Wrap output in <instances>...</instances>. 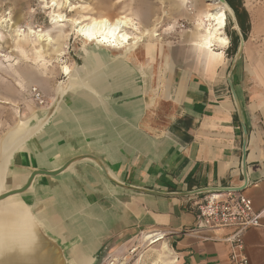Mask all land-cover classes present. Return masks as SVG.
<instances>
[{
    "label": "crops",
    "instance_id": "crops-1",
    "mask_svg": "<svg viewBox=\"0 0 264 264\" xmlns=\"http://www.w3.org/2000/svg\"><path fill=\"white\" fill-rule=\"evenodd\" d=\"M194 1L195 9L203 5L192 19L197 20L206 3ZM239 2L244 46L231 73L237 47L229 39L226 46L215 43L212 51L197 47L203 42L202 28L180 32L167 45L148 39L130 60L143 78L140 119L133 122L131 115L116 110V130L101 120L94 123L95 130L64 138L54 153L57 163L78 153L91 154L121 182L160 192L242 187L243 130L237 102L247 132L248 182L241 193L251 200L255 212H262L264 0ZM123 119L131 121L130 129L123 130L128 125L119 122ZM88 138L96 141L91 149L63 157L70 142ZM76 172V177L56 179L52 184L60 199L98 227L105 258L112 256L116 264H229L230 244L225 239L234 229L196 231V203L202 195L160 197L130 192L113 186L90 165H80ZM156 233L165 236L150 245ZM243 242L248 264H264V211L260 225L244 232ZM128 250L139 253L129 263Z\"/></svg>",
    "mask_w": 264,
    "mask_h": 264
},
{
    "label": "water",
    "instance_id": "water-1",
    "mask_svg": "<svg viewBox=\"0 0 264 264\" xmlns=\"http://www.w3.org/2000/svg\"><path fill=\"white\" fill-rule=\"evenodd\" d=\"M218 1L226 7V15L230 18L238 40L230 68L231 73L241 57L244 37L233 8L226 0ZM101 51L105 53L103 58L98 65L92 64L90 70L99 68L103 74L108 75L111 69L116 68V63L121 62L131 75L124 81L125 87L108 91L105 87H98L101 81L84 88L67 82L66 88L59 90V94L56 95L58 97L47 109L30 114L23 119V125L16 128V123L0 138V208L21 222H27L28 217L31 222L29 225L32 227H27V230L33 232V236L26 232L28 237L24 235L12 239L3 238L2 235L5 233L2 234L0 231V264H21L27 261L26 254H31L25 248L27 244L36 247L40 257L37 264L101 263L106 247L98 227L60 199L57 189L52 184L56 179L76 177V167L80 165L94 167L109 183L119 189L160 197L241 193L247 186L245 173L247 132L237 102L238 117L243 130L242 174L245 181L242 187H208L189 192H160L121 182L101 159L91 154L78 153L62 163H57L54 153L63 143V139L68 136L84 135L86 129H91L95 122H100L93 118L100 112L105 117L116 119V110H120L125 115H131L134 118L133 122H137L143 113V81L139 71L125 59H120L119 54L112 56L106 50ZM84 73L80 70L79 74L72 75L82 77ZM105 83L110 84L109 86L113 84L111 78H107ZM83 93L87 99H83L85 98ZM233 95L236 101L234 92ZM78 102L83 105V109L81 107L78 108L80 110L76 109ZM84 117L92 118L85 121ZM119 122L132 124L130 120L125 119ZM15 243H21L20 247ZM31 255L33 256V253ZM22 256L25 258L22 259Z\"/></svg>",
    "mask_w": 264,
    "mask_h": 264
},
{
    "label": "rangeland",
    "instance_id": "rangeland-1",
    "mask_svg": "<svg viewBox=\"0 0 264 264\" xmlns=\"http://www.w3.org/2000/svg\"><path fill=\"white\" fill-rule=\"evenodd\" d=\"M56 2L60 6L46 9L42 0H0V136L19 119L51 105L55 91L67 81L63 67L72 70L83 64L84 49L88 48L86 43L92 42L85 43L74 33L70 22L52 25L53 16L57 21L60 18L56 17L60 15L70 20L85 14H102L108 18L126 15L140 27L157 25L162 39L145 37L142 43L133 49V54L148 39L167 45L174 41L180 32L198 28L195 24L197 20L192 19L196 18L197 11L203 7L201 4L197 9L191 7L196 4L194 0H189V4H183L182 0H69L71 7H68V3L64 4L65 0ZM226 17L224 33L231 43L236 35L230 18L227 15ZM155 18H160L158 23H153ZM30 29L39 30L41 34L49 33L51 41H43L42 51L30 50L29 46L16 44L24 39L36 38L34 35L29 36ZM148 47L146 46V49ZM108 52L112 56L119 54L118 51ZM132 59L133 56L130 55L125 60L134 66L130 62ZM28 75L35 76L37 81H29L26 78ZM33 87L40 94L43 104L35 101L30 90ZM138 255L139 253L132 250L125 253V256L130 257L128 263ZM109 263L116 264L112 256H103L100 264Z\"/></svg>",
    "mask_w": 264,
    "mask_h": 264
},
{
    "label": "bare ground",
    "instance_id": "bare-ground-1",
    "mask_svg": "<svg viewBox=\"0 0 264 264\" xmlns=\"http://www.w3.org/2000/svg\"><path fill=\"white\" fill-rule=\"evenodd\" d=\"M45 2L46 9H54L57 6H60L56 0H42ZM69 0H65V3H68V7L70 6ZM206 3V9L204 10V13L202 16L197 19L196 21V27L202 28L204 35H203V42H199L197 47L200 49H204L207 51H212V47L216 46H226L228 44V38L226 37L224 33V29L226 26V7L222 5L218 0H204ZM188 0V4H189ZM191 7L194 8L193 4ZM195 9V8H194ZM204 9V8H203ZM192 10H189L191 12ZM54 12V11H53ZM52 12V13H53ZM56 18H60L57 21H55L54 16L53 19H51L52 25L58 24L60 22H70V24L73 27L74 33H76L78 36H80L84 42H92V43H86L88 48L84 49V56H83V64L80 67H74L69 69L68 67H63V73L68 76L67 81L64 86L59 87L55 91L54 99H56V95H58L60 89L66 88V84L71 85H79L80 87L84 86H92V83H95L97 81H101L100 87H105V89H108V91H113L117 87H125L126 81L125 79H128L131 77L129 75V70L125 68V66L121 62L116 63V68L114 70H110L108 75L103 74L102 71L99 70V68H92L90 70V67L92 64L98 65L100 62V59L103 58V55L105 54L101 50H108V51H118L119 52V58L120 59H126L127 56L130 57L131 52L133 49L140 43H142L143 39L147 36L155 37L158 40H161L160 34L158 32L157 25L149 24V26L146 27H140L131 17H128L126 15H120L115 18H108L107 16H103L102 14L92 16L90 14H85L84 16H80V18H74V19H68L66 16H58ZM58 26L55 27L57 29ZM29 31V36L34 35L36 38L34 40L24 39L20 42H17V45L23 44L24 46H29V49L34 51H42L43 48V41L50 42V35L49 33H42L41 31H32L31 29ZM59 33V31H58ZM41 42V44H40ZM198 42V41H197ZM22 46V45H21ZM150 46V45H149ZM153 48V47H152ZM148 51V48H147ZM105 57V56H104ZM82 70L85 72L82 74L83 76H76L72 75L73 73L79 74V71ZM90 70V71H89ZM138 71V70H137ZM140 73V72H139ZM141 75V74H140ZM74 77V78H73ZM142 77V76H141ZM29 81H34L37 78L32 75H28L26 77ZM107 78H111V82L113 83L112 86H109L110 84H106L105 80ZM70 80V82H69ZM37 81V80H36ZM104 81V82H103ZM103 82V83H102ZM110 87V88H107ZM33 93V90H36L33 88L30 89ZM58 93V94H57ZM63 95V93H62ZM84 95L83 99H87L86 94ZM78 106H76V109L81 107L83 109V105L78 102ZM47 109V108H45ZM80 110V109H78ZM83 112V111H81ZM86 113V112H85ZM101 116V118H100ZM92 117H88L84 120L88 121ZM95 120H103L110 123L111 128L113 127L114 130H116V119L112 117H105L102 115H95L93 117ZM23 119H19L16 128H19V125H23ZM92 127V126H91ZM129 125H124L123 130L130 129ZM96 126L90 130H95ZM99 128V127H98ZM15 129V128H14ZM89 129H86L87 131ZM77 132V131H75ZM103 140L104 139H100ZM96 141L93 140H86V142H82L81 140H77L75 142H70L66 148L64 149L62 155L63 157L69 156L71 154L84 151L86 149H89L90 146L95 145ZM106 144V143H103ZM107 149V147H104ZM91 149V148H90ZM96 149V148H94ZM59 161L61 159L59 158ZM30 219L27 217V222L21 220H17V218L7 215L5 209L0 208V231L1 233H5L3 238H12L17 239L24 235H26V232H28L30 235L33 232H30L27 230V227H32L29 225ZM31 224V222H30ZM0 233V234H1ZM152 240H150L149 244H153L156 242H159V240H162L164 237H160V235H154ZM28 237V235H26ZM15 242V240H12ZM15 245L20 247L21 243H15ZM25 247V246H24ZM31 254L33 253V256L31 254H26L27 261L21 263V264H37L40 261L39 254H37L36 247L33 244H27V247ZM36 256V257H35ZM25 257L22 256V259ZM167 258V257H166ZM114 264V263H109ZM169 264V263H168Z\"/></svg>",
    "mask_w": 264,
    "mask_h": 264
},
{
    "label": "built area",
    "instance_id": "built-area-1",
    "mask_svg": "<svg viewBox=\"0 0 264 264\" xmlns=\"http://www.w3.org/2000/svg\"><path fill=\"white\" fill-rule=\"evenodd\" d=\"M36 102L43 104L41 96L33 90ZM198 220L196 231L232 228L234 233L225 239L230 244L229 264H248L244 251L243 234L258 227L262 212H255L252 202L242 193L222 192L202 195L196 203ZM164 237L165 233L154 234Z\"/></svg>",
    "mask_w": 264,
    "mask_h": 264
},
{
    "label": "trees",
    "instance_id": "trees-1",
    "mask_svg": "<svg viewBox=\"0 0 264 264\" xmlns=\"http://www.w3.org/2000/svg\"><path fill=\"white\" fill-rule=\"evenodd\" d=\"M228 2V4L233 8L235 14H236V17H237V21H239V14H238V11H237V7L236 5H238L240 2V0H226ZM239 27H240V24H239ZM241 32L243 33L242 31V28H240ZM235 35V33H234ZM237 37L234 36V39L231 40V45L236 49L237 47Z\"/></svg>",
    "mask_w": 264,
    "mask_h": 264
}]
</instances>
